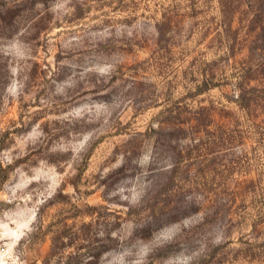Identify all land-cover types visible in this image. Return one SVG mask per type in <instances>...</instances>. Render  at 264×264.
<instances>
[{
    "label": "rangeland",
    "instance_id": "374dc122",
    "mask_svg": "<svg viewBox=\"0 0 264 264\" xmlns=\"http://www.w3.org/2000/svg\"><path fill=\"white\" fill-rule=\"evenodd\" d=\"M0 264H264V0H0Z\"/></svg>",
    "mask_w": 264,
    "mask_h": 264
},
{
    "label": "trees",
    "instance_id": "16d2710c",
    "mask_svg": "<svg viewBox=\"0 0 264 264\" xmlns=\"http://www.w3.org/2000/svg\"><path fill=\"white\" fill-rule=\"evenodd\" d=\"M241 85H243V86H240V87H241L240 89H242V90H241V94H239V99L241 98L240 100H242V99L244 100V99H246V98H247V99L252 98V97H250L251 94H249V93H251V91H248L249 93L246 92V91L244 90V88H245L244 83H242ZM253 97H254V96H253ZM241 103H242V102H241Z\"/></svg>",
    "mask_w": 264,
    "mask_h": 264
}]
</instances>
